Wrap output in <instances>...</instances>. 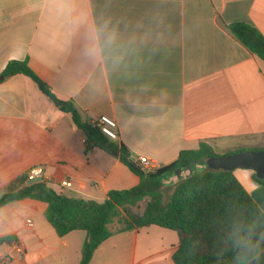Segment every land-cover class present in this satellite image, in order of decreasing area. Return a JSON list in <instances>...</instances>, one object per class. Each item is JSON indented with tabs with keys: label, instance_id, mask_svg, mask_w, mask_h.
Segmentation results:
<instances>
[{
	"label": "crops",
	"instance_id": "0c3cea01",
	"mask_svg": "<svg viewBox=\"0 0 264 264\" xmlns=\"http://www.w3.org/2000/svg\"><path fill=\"white\" fill-rule=\"evenodd\" d=\"M82 16L117 29L126 53L117 67L84 55L85 27L74 23ZM237 22L264 36V0H0V73L27 60L86 119L114 118L118 138L109 140L137 164L147 157L167 165L201 142L217 154L264 147V62L227 31ZM85 140L31 78L0 82V196L34 167L55 191L78 200L102 202L140 184L119 153L86 149ZM233 174L264 212V186L253 171ZM64 180L72 188L61 187ZM46 208L29 198L2 206L0 239L19 241L22 264H79L86 232L58 236ZM111 231L89 264H115L116 255L119 264H175L179 232L157 225ZM9 253L10 243H0V261Z\"/></svg>",
	"mask_w": 264,
	"mask_h": 264
},
{
	"label": "trees",
	"instance_id": "16d2710c",
	"mask_svg": "<svg viewBox=\"0 0 264 264\" xmlns=\"http://www.w3.org/2000/svg\"><path fill=\"white\" fill-rule=\"evenodd\" d=\"M226 29L251 54L264 62V36L256 27L237 22L227 25ZM16 75L31 78L44 95L58 104L61 111L71 115L74 125L86 136V149L100 147L117 151L120 161L140 177L138 186L112 190L102 202L68 197L55 191L45 180L26 185L30 180L28 174L16 180L0 196V208L27 198L46 203L45 217L60 237L76 230L85 231L79 264L90 263L95 250L112 235L111 225L119 216H123L121 221L124 222L119 231L157 225L179 232L181 241L173 255L175 264H233L234 253L228 240L233 225L255 222L257 235L264 232V212L233 172L214 171L206 166L207 160L213 157L263 151L264 147L238 148L217 154L212 146L201 142L197 149L183 150L171 163L146 172L132 160L131 153L123 145L118 146L104 136L72 101L58 100L27 60L10 61L0 73L3 77L0 82ZM198 165H204V171H196ZM189 167H192L191 170ZM177 170L189 173L185 177L179 176L177 182L170 186V194L165 195L161 179L176 175ZM253 178L264 186V178H259L254 172ZM145 198L148 201L141 214L129 210ZM13 239L11 236L4 237L0 243L9 244Z\"/></svg>",
	"mask_w": 264,
	"mask_h": 264
},
{
	"label": "clouds",
	"instance_id": "9594fccd",
	"mask_svg": "<svg viewBox=\"0 0 264 264\" xmlns=\"http://www.w3.org/2000/svg\"><path fill=\"white\" fill-rule=\"evenodd\" d=\"M74 23L78 27H85L83 52L88 59L103 67H117L122 62L126 54L124 45L110 21H89L82 16ZM228 240L234 253L233 264H260L264 257V232L257 235L255 222L247 225L234 224Z\"/></svg>",
	"mask_w": 264,
	"mask_h": 264
},
{
	"label": "built area",
	"instance_id": "2783aa9c",
	"mask_svg": "<svg viewBox=\"0 0 264 264\" xmlns=\"http://www.w3.org/2000/svg\"><path fill=\"white\" fill-rule=\"evenodd\" d=\"M99 131L110 140H116L118 138L117 134V123L114 118L103 115L100 116L96 121L92 122ZM139 166L142 170L146 172H153L157 169V164L155 161L150 160L147 157L139 158ZM44 169L42 167H34L28 171V176L30 179L36 177L44 176ZM61 187L70 189L73 184L70 180H64L61 182ZM27 224L31 226V222L28 221ZM24 255V248L21 246L19 241L13 240L10 243V253L5 257L0 264H22V256Z\"/></svg>",
	"mask_w": 264,
	"mask_h": 264
},
{
	"label": "water",
	"instance_id": "95a60500",
	"mask_svg": "<svg viewBox=\"0 0 264 264\" xmlns=\"http://www.w3.org/2000/svg\"><path fill=\"white\" fill-rule=\"evenodd\" d=\"M3 77H0L2 80ZM115 156L118 155L117 151H112ZM206 166L214 171L226 170L234 171L236 169L252 170L259 178H264V150L263 151H244L231 155L213 157L207 160ZM192 167H189L191 170ZM181 171H176V176H181ZM43 177H36L30 179L27 185H32L37 182H42Z\"/></svg>",
	"mask_w": 264,
	"mask_h": 264
},
{
	"label": "rangeland",
	"instance_id": "374dc122",
	"mask_svg": "<svg viewBox=\"0 0 264 264\" xmlns=\"http://www.w3.org/2000/svg\"><path fill=\"white\" fill-rule=\"evenodd\" d=\"M204 169H205L204 165H198L197 168H196V171L202 172V171H204ZM169 177H170V175L161 179V183L163 184V189L166 190V194L165 195L170 194V191H171L170 186L173 185V183H174V182L173 183L170 182ZM147 201H148V198H145L144 200L139 202L137 206L130 207L129 210L132 213L141 214L143 212V210L145 209ZM122 217L123 216H119L118 218H116L114 220V222L112 223L111 228H113L115 230L122 229L124 227V222L121 221ZM120 257H121V255H116V259L117 260H115V262H114L115 264H119V262H122V260H120ZM109 264H110V262H109Z\"/></svg>",
	"mask_w": 264,
	"mask_h": 264
}]
</instances>
